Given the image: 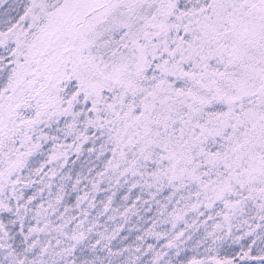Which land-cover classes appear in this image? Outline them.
Returning <instances> with one entry per match:
<instances>
[{
	"label": "snow or ice",
	"instance_id": "6c2138e0",
	"mask_svg": "<svg viewBox=\"0 0 264 264\" xmlns=\"http://www.w3.org/2000/svg\"><path fill=\"white\" fill-rule=\"evenodd\" d=\"M0 264H264V0H0Z\"/></svg>",
	"mask_w": 264,
	"mask_h": 264
}]
</instances>
